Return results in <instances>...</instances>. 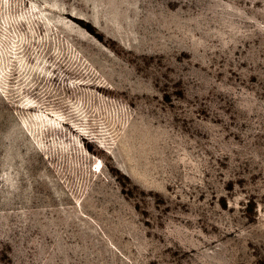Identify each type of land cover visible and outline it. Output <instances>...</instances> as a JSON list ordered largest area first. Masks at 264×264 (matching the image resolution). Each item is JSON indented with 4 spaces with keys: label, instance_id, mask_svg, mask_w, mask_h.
I'll return each mask as SVG.
<instances>
[{
    "label": "rangeland",
    "instance_id": "374dc122",
    "mask_svg": "<svg viewBox=\"0 0 264 264\" xmlns=\"http://www.w3.org/2000/svg\"><path fill=\"white\" fill-rule=\"evenodd\" d=\"M0 264H264V0H0Z\"/></svg>",
    "mask_w": 264,
    "mask_h": 264
}]
</instances>
